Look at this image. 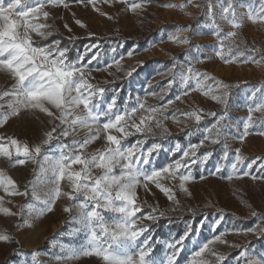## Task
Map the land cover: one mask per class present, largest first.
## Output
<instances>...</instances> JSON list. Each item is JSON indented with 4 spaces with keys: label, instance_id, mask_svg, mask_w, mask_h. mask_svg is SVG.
I'll return each instance as SVG.
<instances>
[{
    "label": "rangeland",
    "instance_id": "obj_1",
    "mask_svg": "<svg viewBox=\"0 0 264 264\" xmlns=\"http://www.w3.org/2000/svg\"><path fill=\"white\" fill-rule=\"evenodd\" d=\"M133 2L139 3L141 0H128V3L120 2V0H116L115 3L113 0H108L107 3L105 0H97L95 5V9H99L97 11L92 5L71 1L68 2L67 9L63 6L47 8L46 10L50 12L47 23L54 24L68 38L98 36L104 39L103 42H85L76 51L77 54L84 55L83 63L90 71V75L86 72L89 83L101 86L108 82H124L123 85L106 88L105 101L116 95L117 108L123 111L125 107H138L139 100L145 104L146 108L161 109L164 115H158V119L162 121L169 134L187 130L183 141L175 138H165L162 141L147 139L145 149L152 142L163 144V150L153 154L148 168L159 169L180 160L183 151L189 150L192 144H198L206 135L204 129L215 121V118L208 116L207 113L220 114L224 110L223 105L211 99V93L205 96L201 90L196 89L194 80L190 81L186 88L179 80V72H186L191 64L195 71L207 73L214 78L206 82V87L214 88L215 81L231 86L228 118L225 121L228 125L226 137L221 140L220 146L212 151L213 156L206 163L198 162L191 166L192 174L196 179L186 184L190 195L180 190L178 178L171 179L166 174L160 182L172 190L175 199L179 201L178 205L170 201L154 184H149L147 191L143 187V182L137 187V202L142 204L144 214L156 208L158 211L155 214L159 219L164 216H160L159 212L182 215L191 212L193 207L198 208V212L202 213L198 218L193 219L195 227L192 226L194 223L192 220L186 223L183 219L182 223H186L183 226L185 228L179 232L165 225L163 232L155 234L152 228L154 222L143 221L149 229L145 235L150 234L152 237L154 258L159 261L164 260L169 254V249L164 242L172 241L173 238L178 239L189 225L198 231L191 236V239L185 241L183 250L177 256L176 264H186L191 258V253L199 245L221 233L227 244L215 242L210 247L217 254L227 256L224 264H244V260L239 258L241 247H247L252 256L264 257V237L258 233L245 234L244 231L255 228L257 224L264 228V222L251 215L255 211L260 216H264V181H254L250 177L240 179L234 177L231 181L226 179L232 172L230 162L234 159V150L237 148L245 157V165L241 170L250 171L252 175H264V172L260 171V165L264 164V136L257 134L262 129H251V134L243 142L238 139L243 132V122L248 115V106H254L264 99V92L256 91L264 90V63L243 62L247 56H253L259 60L264 55V23H252L247 19L250 10L254 13L260 12L262 0H232L237 20L243 21L240 29H233L231 24L221 19L222 8L226 6L228 0H151L135 12L128 8V4ZM208 3L212 5L211 13L208 11ZM166 5H175V7ZM181 5L183 7H180ZM101 13H107L112 19H108ZM76 19H80L86 27L75 24ZM213 20L215 25L219 26L220 39L212 34L217 30ZM38 22L45 21L41 18ZM65 23L72 29L71 33L64 28ZM189 25L192 26V31L179 33V37L182 39L187 36L190 44H180L169 39L170 36L177 35L179 28ZM230 31H237V36L232 38L234 42L224 38ZM32 35L35 41L40 39L35 34ZM222 42L223 60L216 55L221 50ZM229 47L232 48L231 52ZM86 49L91 51H87L85 55ZM252 49L258 51L254 52ZM130 51L133 52L132 56H128ZM238 52H243L244 55L240 56ZM94 54L96 59H92ZM233 56L236 57L234 62H225ZM116 60H119V66L114 63ZM149 60L151 61L147 63ZM200 60L202 62H197ZM173 63L177 66L175 74L170 71ZM129 71H132L130 77L126 75ZM169 80H173L171 87L168 84ZM12 83L11 78L0 73V93L5 90L10 91ZM185 91L188 92L187 95H184ZM253 92H256V98L249 100ZM177 95L181 96L179 101L175 100ZM161 96L163 99L160 98ZM11 99V97H5L4 100H0V103L5 105L0 112L7 116V121L0 125V136L17 138L22 143H28L30 147H34L41 143L45 134L54 126L59 125L57 133L65 127L60 125L58 120H53L39 110L34 112L21 109L18 115H11V110L7 107V102ZM168 100L174 102L166 108L162 107ZM200 110H202L203 119L199 124L194 119L183 115L186 112ZM140 115L147 116L150 113L139 110L132 119L139 123ZM164 116L168 118L165 119ZM253 117L264 119V113L254 112ZM151 123L155 125V121ZM130 131L134 132V129ZM154 131L161 133L160 128L154 127ZM57 133H53L52 143L42 148V154L49 158L59 156L61 144H70L73 139L82 141L88 135V130L78 129L74 136L70 135L67 138H57ZM112 134L120 135L114 130ZM137 139H144V137L136 133L122 143L130 146ZM225 142L228 145L229 158L221 160ZM177 143L181 145L179 151L175 150ZM203 145L213 144L206 140ZM107 146L104 133L101 132L100 137L90 144L86 151L92 153ZM205 152L207 151L199 148L197 155L201 156ZM43 163L40 159V164ZM218 163L223 165L222 172L212 175ZM250 163L253 165L251 169L247 168V164ZM72 167L75 170L80 168L79 165ZM114 171L118 175L120 169L117 167ZM0 172L15 181L21 192L25 190V187L28 188L26 196L8 195L0 188V197H3V203L0 206L14 213L9 215L0 212V234L11 237L10 242L0 241V264H104L95 256H72L73 251L87 245V235L83 231H77L79 226L71 218L76 216L77 212L74 210L70 215L63 211V208L71 203L65 197L56 201L51 212H44L41 215L29 210L28 205H33L37 209L43 207L42 203L31 194L32 183L36 184L41 200L51 187L38 179L41 176L38 164L29 161L23 166L13 165L0 157ZM102 174L101 169H93L94 177ZM47 175L51 176V173ZM201 175L205 179L201 180ZM61 188L64 191L70 190L66 180L61 182ZM79 199L83 200V196L81 195ZM104 215L111 222L116 214L105 212ZM221 215L224 219L217 224L216 221ZM232 215L238 219L231 218ZM143 239L142 236L141 240ZM157 241L159 243H156ZM57 256L61 259H57ZM203 258L215 261V257L209 253H205Z\"/></svg>",
    "mask_w": 264,
    "mask_h": 264
},
{
    "label": "snow or ice",
    "instance_id": "obj_2",
    "mask_svg": "<svg viewBox=\"0 0 264 264\" xmlns=\"http://www.w3.org/2000/svg\"><path fill=\"white\" fill-rule=\"evenodd\" d=\"M77 3L92 5L95 9L97 0H76ZM107 3L108 0H105ZM116 0H113L115 3ZM120 2L128 3V0H120ZM151 0H141V2L128 4L129 10L135 12L141 9L143 5L150 3ZM63 6L69 8L68 0H0V73L6 74L13 81L11 90H5L0 93V100L5 97L12 99L7 102V107L11 110V115H18L21 109L39 110L40 113L46 114L53 120H58L60 125H64L63 129L57 133V126L45 134V138L41 143L30 147L28 143H22L19 139L10 136H0V157L5 158L13 165L23 166L27 162L38 164L41 169V176L38 179L45 185H51L49 190L44 194L41 200L40 194L36 190V184L32 183V196L40 201L42 208H35L28 205L31 212L43 214L44 212L53 211V206L61 197H65L70 203L65 206L63 211L71 213L75 210L77 215L71 217L79 226L77 231H83L87 235V245L81 249L72 252V256H95L104 262V264H176L177 256L183 250L186 240L191 239L198 229H193L189 225L179 238H173L172 241H166L165 246L169 249V254L162 261L154 258L155 251L153 247L151 235L148 233V227L143 223L145 220L155 222L158 210L153 208L151 212L144 214L142 204L138 203L137 187L143 182L145 190H149V184H154L156 188L162 191L167 198L174 204L178 205L179 201L175 199L172 190L161 184V178L167 175L171 179H179V188L185 193H189L186 184L194 181L196 177L192 174L191 166L206 163L212 156V151H207L201 156L197 155V151L201 148L206 140L212 144H219L226 137V129L228 127L225 121L228 118V107L230 98V85L221 81H215V87L207 86L208 80H214L207 73H199L189 64L186 72H179L180 82L187 88L190 81H195L196 89L203 92L205 96L210 93L211 99L223 105L222 113H207L208 116L214 117L215 121L204 129L206 135L198 144L189 146V150L182 153V158L174 163L156 169L148 168L151 164V158L154 153L163 150V144L160 142H152L146 149L144 145L149 137L156 138L155 128H160L161 133L159 139H164L169 135L167 128L162 121L158 119V115L163 116L164 113L160 108H146L143 102L137 101L138 107H125L123 111L117 108V98L113 95L108 101H105V93L107 89L99 85L89 83L86 78V72L90 75V71L83 63L84 55L77 54L72 57V49L63 45L61 39H52L55 25L47 23L50 18V12L47 8H57ZM167 7H175V5H166ZM180 7H183L181 5ZM208 11L212 12V5L208 3ZM99 11V9H95ZM108 16L107 13H101ZM45 22L40 23L38 21ZM221 19L231 24L233 29H240L243 26L242 20H237L232 0H228L226 6L222 8ZM247 19L252 23H264V0H262L259 13L249 11ZM216 31L212 33L218 39L221 37L219 26L215 25ZM75 24L80 27L86 25L76 19ZM64 28L71 33L72 29L67 23ZM191 32L192 26L181 27L175 36L169 39L180 44H190L187 36L179 37V33ZM38 36L45 41L42 46L38 45L33 39V35ZM237 36V31H230L224 37L232 41ZM72 37H69L71 40ZM234 42V41H232ZM87 51L91 49H86ZM115 51V49H113ZM229 51L232 48L229 47ZM252 51H258L252 49ZM223 42L221 50L216 53L222 60ZM133 52H128V56H132ZM243 56V52H238ZM96 59V55L92 56ZM122 59V57H121ZM236 60L233 56L226 63ZM261 64L264 63V55L259 60L253 56H247L243 62ZM202 62V60L197 61ZM119 66V60L114 61ZM111 67V65H108ZM177 66L173 63L170 71L175 74ZM99 70V69H97ZM134 71V70H133ZM127 76L132 75V71L126 73ZM173 80H169L171 87ZM257 92H264L257 89ZM188 92L185 91L184 95ZM155 95V93H153ZM163 99V96L160 97ZM256 92H253L249 100H255ZM180 95L175 96V100L179 101ZM173 100H168L166 105L172 104ZM5 107L0 103V109ZM144 110L150 115H140L139 123H136L132 117L139 111ZM200 111H191L183 113L187 118L194 119L197 124L201 122L203 116ZM264 113V99L254 106H248V115L243 122V132L238 139L243 142L249 136L250 130L253 128H261L257 134L264 136V119H254L253 113ZM167 119V116H164ZM175 119V116H173ZM7 121V116L0 112V125ZM155 121V125H152ZM78 129H87L88 135L80 140L73 139L70 144H61L59 156L57 158H49L42 154V148L50 145L54 139L53 133H57L58 137L67 138L74 136ZM134 129V132L130 131ZM113 130L120 135L112 134ZM103 132L107 147L89 153L86 151L88 146L100 137ZM136 133L141 134L144 139H137L135 143L126 146L122 143L129 136ZM191 135V133H189ZM181 145L177 143L175 150L179 151ZM39 158V159H38ZM228 145L224 143V151L221 160H228ZM40 159L43 164H40ZM254 163V162H253ZM79 165V170H75L72 166ZM245 165V157L241 154L240 149L234 150V159L230 162L232 172L227 175L226 179L231 181L235 178L240 179L250 177L254 181H264V175H252L250 171H242ZM252 164H247V168L251 169ZM119 168V174H115V169ZM223 165L218 163L212 175L222 172ZM93 169H101L102 175L93 176ZM184 171H181V170ZM260 171L264 172V164L260 165ZM35 172V170H34ZM51 173V176L47 175ZM203 180L205 177L200 176ZM67 181L69 191L61 188V182ZM0 188L8 195H28V188L21 192L10 177H6L0 172ZM83 196V200L79 197ZM3 203V197H0V205ZM175 210V209H173ZM0 212L12 215L9 209L0 206ZM116 214L111 222L106 219L104 213ZM141 213V215H137ZM165 213L159 212L160 216ZM253 217H258L264 222V216H260L253 211ZM224 217L221 215L216 221L219 224ZM245 234H259L264 237V228L259 224L255 228L244 230ZM144 237L141 240V237ZM0 241L10 242L11 237L7 234H0ZM215 242L227 244L223 239V233L214 236L211 240L199 245L196 250L191 253V258L186 264H224L227 256L217 254L210 245ZM156 243H159L157 241ZM230 247H241L239 245H229ZM205 253L215 257V261H209L204 257ZM61 259L60 256L56 257ZM239 258L244 260V264H264V257H255L250 255L247 247H241Z\"/></svg>",
    "mask_w": 264,
    "mask_h": 264
},
{
    "label": "trees",
    "instance_id": "obj_3",
    "mask_svg": "<svg viewBox=\"0 0 264 264\" xmlns=\"http://www.w3.org/2000/svg\"><path fill=\"white\" fill-rule=\"evenodd\" d=\"M71 1H76V0H68V2ZM49 39H61L63 45L68 46L69 48L72 49V57H74L77 54V49L81 48L82 45L85 42H103L104 39L98 36H90V37H84V38H75V39H71L69 40L68 37H66L58 28L55 27V31H54V35L53 37H50ZM36 43L38 45H42L44 43H46L45 41H42L41 39L37 40ZM154 60V59H151ZM151 60L147 61V63H149ZM159 60H164V59H159ZM120 84H124L123 81H115V82H108V83H103L101 86L105 87V88H110L116 85H120ZM187 130H184L182 132H178V133H173V134H169L167 135L166 138H175L179 141H183L184 139V133ZM160 137V133H156V138L153 137H149V140H154V141H162L163 139H159ZM165 139V138H164ZM220 146L219 144H213V145H203L201 147L202 151H214L216 150V148H218ZM202 213L198 212V208L193 207L191 209V212H187L184 213L182 215H175L172 212L166 213L164 214V216L162 218L157 219L153 225L152 228L155 231V234H159L160 232H163V229L165 228V225L169 226L171 229L179 232L181 230H183L185 227V224L188 221H193L194 218H198ZM231 218L234 219H238L235 215H232ZM185 219L186 223H182V220ZM194 222V221H193ZM195 222L192 223V226L195 227ZM183 227V228H182Z\"/></svg>",
    "mask_w": 264,
    "mask_h": 264
},
{
    "label": "crops",
    "instance_id": "obj_4",
    "mask_svg": "<svg viewBox=\"0 0 264 264\" xmlns=\"http://www.w3.org/2000/svg\"><path fill=\"white\" fill-rule=\"evenodd\" d=\"M31 111H34L35 112V110H31Z\"/></svg>",
    "mask_w": 264,
    "mask_h": 264
}]
</instances>
